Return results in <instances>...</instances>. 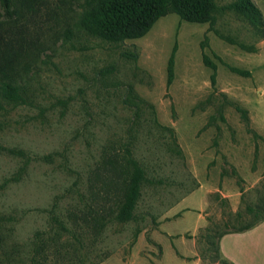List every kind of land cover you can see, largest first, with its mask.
<instances>
[{"label": "rangeland", "instance_id": "1", "mask_svg": "<svg viewBox=\"0 0 264 264\" xmlns=\"http://www.w3.org/2000/svg\"><path fill=\"white\" fill-rule=\"evenodd\" d=\"M19 1L18 21L0 18V35L12 26L4 41L27 55L28 81L44 111H0V142L53 156L32 161L19 182L0 191V264H13L9 254L17 262L34 233L46 229L55 199L66 206V190L75 182L84 189L101 149L125 138L129 86L143 100L142 119L154 110L182 156L166 151V133L142 128L134 155L150 183L135 221L105 227L95 248L108 254L101 264H264V0H251L259 20L225 8L236 0H214L212 28L168 14L122 44L86 32L83 0ZM204 54L217 67L214 85ZM21 166L0 155V183ZM247 226L254 227L239 232Z\"/></svg>", "mask_w": 264, "mask_h": 264}, {"label": "trees", "instance_id": "2", "mask_svg": "<svg viewBox=\"0 0 264 264\" xmlns=\"http://www.w3.org/2000/svg\"><path fill=\"white\" fill-rule=\"evenodd\" d=\"M88 9L82 16V25L86 32L103 42L122 44L126 40L144 37L160 18L175 14L181 21L192 24H215L218 7L214 0H83ZM19 0H0V18L16 23L22 12ZM235 13L259 20L260 10L251 0H236L225 7ZM31 11L32 9L29 8ZM3 19H0V31ZM7 29H12L10 26ZM0 35V111L7 112L17 108H35L42 114L44 109L37 101L28 81L27 55L22 50L8 46L3 34ZM3 43V44H2ZM174 52L167 64V84H171L174 73ZM203 63L212 70L211 83L215 84L216 64L205 54ZM231 72L248 77L245 70L228 66ZM112 67L103 72L110 74ZM102 73V70H101ZM143 100L129 86L124 104L132 112L131 127L120 142L105 145L99 158L86 176L81 191L75 182L66 190L70 195L66 206L56 198L51 208L46 210V229L36 231L31 243L16 259L8 256L13 264H101L108 254L95 252L96 244L105 227L112 221L128 223L136 220V210L142 196V190L150 183L148 172L135 157L134 148L143 127H149L166 133L169 141L165 143L168 153L182 156L172 129L162 126L156 119L154 110L143 120ZM237 111H241L237 108ZM245 118V117H244ZM246 119V118H245ZM167 139V138H166ZM9 155L19 159L22 166L16 175L4 178L0 191L11 183H17L32 161H50L52 154L32 156L23 149L7 147L0 142V155ZM256 212L255 217H259ZM261 220V219H259ZM257 225V224H256ZM255 226V225H254ZM254 226H247L244 232ZM139 232V230L137 231ZM72 239V240H70ZM216 252V249H215ZM98 253V254H95ZM95 254V255H94ZM92 257V258H91Z\"/></svg>", "mask_w": 264, "mask_h": 264}, {"label": "crops", "instance_id": "3", "mask_svg": "<svg viewBox=\"0 0 264 264\" xmlns=\"http://www.w3.org/2000/svg\"><path fill=\"white\" fill-rule=\"evenodd\" d=\"M249 230H250V229H249ZM249 230H247V231H249ZM237 234H238V233H237ZM226 236H229V235H226ZM226 236H224V237L221 239V241H222ZM221 241H220V242H221ZM233 262H234V260H233Z\"/></svg>", "mask_w": 264, "mask_h": 264}]
</instances>
